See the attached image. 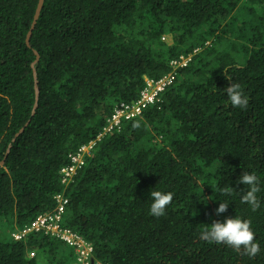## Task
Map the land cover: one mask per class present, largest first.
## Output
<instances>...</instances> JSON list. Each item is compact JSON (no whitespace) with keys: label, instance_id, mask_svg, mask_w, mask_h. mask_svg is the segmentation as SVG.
<instances>
[{"label":"trees","instance_id":"trees-1","mask_svg":"<svg viewBox=\"0 0 264 264\" xmlns=\"http://www.w3.org/2000/svg\"><path fill=\"white\" fill-rule=\"evenodd\" d=\"M39 1L0 0V264L76 261L53 235L13 236L59 196L61 228L94 264H264V0H44L33 25ZM182 58L159 101L105 131ZM244 172L260 181L256 211L241 203ZM153 190L174 193L164 216L150 215ZM236 216L252 222L254 258L200 239Z\"/></svg>","mask_w":264,"mask_h":264},{"label":"clouds","instance_id":"clouds-1","mask_svg":"<svg viewBox=\"0 0 264 264\" xmlns=\"http://www.w3.org/2000/svg\"><path fill=\"white\" fill-rule=\"evenodd\" d=\"M225 91L233 107L247 108L249 97L239 83L230 84ZM236 183L248 186L246 191H242L241 203L250 205L253 211L258 210L261 202L257 193L261 191V188L256 173L244 172ZM220 191L224 195H231L236 190L225 186ZM150 197L153 200L150 206V215L161 217L165 215L166 208L172 203L174 193L153 190L150 192ZM228 206L227 202L219 203L216 214L219 216L225 213ZM200 239L208 243L226 245L233 248L237 253H241V250H243L242 254L247 255L249 258L256 257L261 251L260 244L256 240V235L252 229L251 220L242 219L238 216L235 218L228 217L223 222L213 221L211 226L206 225L200 234Z\"/></svg>","mask_w":264,"mask_h":264},{"label":"built area","instance_id":"built-area-1","mask_svg":"<svg viewBox=\"0 0 264 264\" xmlns=\"http://www.w3.org/2000/svg\"><path fill=\"white\" fill-rule=\"evenodd\" d=\"M188 61L189 59L182 58L180 62H174L175 71L173 74L166 76L157 82L147 80V87L142 92L140 100L135 105L120 104L110 119L109 125L105 131H110L114 127L119 126L122 119H132L139 116L149 105L159 101L160 95L164 93L168 86L174 81L177 70L184 67ZM92 145L93 143L88 147L82 148L79 154L71 156L72 165L61 171L64 183L71 179L79 166L83 164V156L88 152V148L90 150ZM56 201L57 206L53 211L36 218L26 230L16 232L13 235L14 238L16 240H21L29 233L43 232L45 234H50L75 249L76 261L73 264H92V261H94L93 247L77 233L69 229L61 228L60 222L65 213L68 200L63 196H59ZM33 256L34 254L30 253V257Z\"/></svg>","mask_w":264,"mask_h":264},{"label":"water","instance_id":"water-1","mask_svg":"<svg viewBox=\"0 0 264 264\" xmlns=\"http://www.w3.org/2000/svg\"><path fill=\"white\" fill-rule=\"evenodd\" d=\"M43 3H44V0H40L39 1V4H38V7H37V10H36V14H35V18H34V24L33 25H35V23L37 22V20H38V18H39V15H40V12H41V9H42V6H43ZM32 29H33V27H32ZM30 35H31V33L29 34V36H28V40H29V37H30ZM39 58H37V60H38ZM3 164V163H2ZM1 164V165H2ZM92 264H94V261H92Z\"/></svg>","mask_w":264,"mask_h":264},{"label":"rangeland","instance_id":"rangeland-1","mask_svg":"<svg viewBox=\"0 0 264 264\" xmlns=\"http://www.w3.org/2000/svg\"><path fill=\"white\" fill-rule=\"evenodd\" d=\"M88 151H89V148H88Z\"/></svg>","mask_w":264,"mask_h":264}]
</instances>
